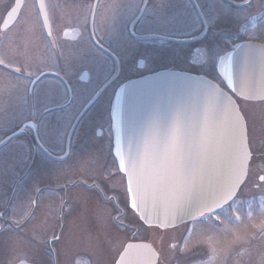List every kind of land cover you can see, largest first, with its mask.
Here are the masks:
<instances>
[{
  "label": "flooded vegetation",
  "instance_id": "flooded-vegetation-1",
  "mask_svg": "<svg viewBox=\"0 0 264 264\" xmlns=\"http://www.w3.org/2000/svg\"><path fill=\"white\" fill-rule=\"evenodd\" d=\"M35 1L24 0L20 13L12 25L5 30L0 28V264H15L13 261H17L3 256L2 245H13L16 249L23 250L20 259L31 261L33 264H113L123 244L130 240L131 224L128 207L117 203L115 198L121 185V177L113 174L115 184L111 183L109 177L112 174L109 169L114 158L107 104L115 89L123 81L145 73L143 72L145 67L139 68L137 59L133 57L134 52L145 48L143 37L138 36L145 33V20L170 17L177 1L149 0L132 27L134 32L132 35L129 30L130 24L139 13L144 0H104L97 8L98 20L93 30L98 45L94 43L91 35L89 33L87 35L79 26V22L66 25L63 22L64 18L59 17L58 13L54 16L47 0L45 8L48 28L45 24L44 29L37 7L36 9L32 7ZM196 1L202 5L206 32L201 40L195 42L199 44L194 48L192 62L203 66L202 70L209 71L207 70L209 67L212 69L211 54L213 56L218 53L219 57L238 41L251 39L264 43V0ZM229 1H234L235 4ZM13 2L14 0H0V25ZM84 2L86 6L92 1ZM61 4L64 9V4ZM78 8L81 9V6ZM81 15L82 12L78 10L74 14V21H78ZM73 27L81 29L76 37L75 33H65L67 28ZM100 27L108 31L106 40L100 36ZM18 35L41 36L45 41V75L36 77L28 71L19 73L23 79L21 83L25 85L24 89L20 88L23 92L19 95V101L20 104L23 102L27 106L25 108L27 119L34 122V116H45V143L39 135V127L36 126L37 139L45 148V152L37 144L34 132L28 126L24 127L18 136L1 142L27 121L25 119L1 130L2 116L5 118L4 122H12L11 117L6 116L11 112L24 110L18 109V99L13 101L12 92L7 94L6 87L12 83H7L8 77L4 76L5 72L16 76L15 62L12 63L10 59L16 60L17 46L10 45V40L11 38L14 40ZM87 37L91 44L87 42ZM82 38L87 42L83 47L88 52L86 58L89 61L98 53L107 58L111 66L105 79L92 92L89 86L92 82V65L81 70L88 71L90 75L88 81L79 80L81 71L73 81L71 78L73 74L68 73L65 66V62L70 60L67 57L62 58L60 50L62 43L71 46ZM203 41H206L207 45H202ZM3 44L6 46L5 50H2ZM104 48L117 57L118 64L103 50ZM22 57L24 58L23 55ZM25 59L31 60L28 54ZM44 78L43 102L36 88L42 84ZM106 83L103 91L77 117L86 103ZM218 83L222 84V81L219 80ZM41 89L42 87L39 90ZM100 99L102 100L95 107L96 101ZM82 100L84 102L78 108L77 102L81 103ZM241 101L244 104L246 102V106L247 103H251L253 110L256 109L255 112L260 111L264 114V99ZM251 128L250 124V139L253 143L252 133L255 131ZM262 131L264 132V129ZM256 135L258 134H254ZM16 138L18 139L14 142ZM256 141L258 145L253 149L254 155L248 168L249 184L253 187L264 186V134ZM43 162L45 165L51 163L72 165L69 171L63 172L64 177L69 178L64 184L50 188L45 185V197L54 196L53 202L57 201L56 204H49L46 200L45 205L36 204L32 165ZM19 165H25L20 175ZM47 176L48 169L45 168V179ZM48 191L53 193L49 194ZM42 213H45V225L38 220L37 228L39 227L38 238L41 241L45 239V253L35 255L32 252L35 218L42 217ZM90 227L93 229L89 230ZM97 234L106 236L103 246H98ZM171 235L177 237L178 232L171 231L169 236ZM89 242L94 244L96 251Z\"/></svg>",
  "mask_w": 264,
  "mask_h": 264
},
{
  "label": "water",
  "instance_id": "water-1",
  "mask_svg": "<svg viewBox=\"0 0 264 264\" xmlns=\"http://www.w3.org/2000/svg\"><path fill=\"white\" fill-rule=\"evenodd\" d=\"M21 1L5 17L7 25ZM252 49L242 44L220 60L218 71L235 93L257 99L264 91L254 79L264 77V68H252ZM111 118L130 205L146 224L165 228L217 210L244 179L250 154L243 116L235 99L202 75L160 70L126 81L115 92ZM141 244L133 250L153 255L148 264H154L153 247Z\"/></svg>",
  "mask_w": 264,
  "mask_h": 264
},
{
  "label": "rangeland",
  "instance_id": "rangeland-1",
  "mask_svg": "<svg viewBox=\"0 0 264 264\" xmlns=\"http://www.w3.org/2000/svg\"><path fill=\"white\" fill-rule=\"evenodd\" d=\"M177 4H175V10L172 12L171 16L168 18H158L155 17L156 20H145L146 30H154V31H163V32H169L171 34H174L176 36H188L189 34H194L195 32L200 31L201 29V22L199 18L196 16V12L194 11L192 5L189 2H186L185 0H176ZM48 2L51 4L50 8L52 10V14L56 16V14H59V17L64 18L63 22L66 24L73 22L74 14L79 9L78 8V1L77 0H69L63 2L64 9L62 7V4L59 2L57 4L58 0H48ZM56 3V7L53 6V4ZM80 6V5H79ZM31 7V6H30ZM35 7V6H34ZM77 9V10H76ZM80 11V10H79ZM84 14L81 19V23L84 25L86 22L87 14L88 13V7L86 6L83 10ZM97 15L96 12L95 19L97 21ZM84 29L85 25L83 26ZM33 28L35 29V25L33 24ZM99 32L102 34V38L106 40V37L108 35V31L104 27H100ZM11 35V34H10ZM84 38V37H83ZM81 39L75 44H72L69 46L67 43H62L60 50L62 55V58L67 57L70 61L65 62L66 71L68 73L73 74L71 78L74 81V78L77 77L78 73L83 68H88L91 65V70L93 73V77H91L92 82L89 84L90 91L92 92L107 76L110 65L108 64L107 58L103 57L101 54H95V56L92 57V61H89L86 58L87 50L83 47L84 44L87 42L84 41L85 39ZM43 40V41H42ZM90 40V39H88ZM84 41V42H83ZM84 43V44H83ZM16 44L17 46V56L16 60L10 59L12 63L15 62L14 67L17 69L16 76L13 74H8L7 72L4 73V76L8 77L7 83H12V85H8L6 87V90L8 91L7 94L12 92V95L14 97L12 98L13 101H17L18 109L23 108L24 110H20L19 112H11L6 117H11L12 122H4L5 118L2 116V126L1 130H4L5 128L9 127L10 125H16L18 124L22 119H26L28 117L27 112H25V103L22 102L20 104L19 101V95L23 90L21 91L20 88H25V85H22V78L19 76V73L21 71H28L30 73L36 74L37 72L45 69V41L44 38L41 36H33V37H25V36H17L14 38H11L10 45ZM7 45V43H6ZM5 45H2V50H5ZM192 47L193 45H165V47L160 48V55H157V52L154 53V47H151L150 50H148L147 58L149 59V66L146 70L157 68L161 65H174L176 68L179 69H188L189 63L188 58H190V55L192 53ZM31 50V51H30ZM26 54L29 55L30 61L25 59ZM24 56V58L22 57ZM143 55V54H142ZM161 56V61H163V64L158 60V58ZM88 62H86V60ZM206 68V67H205ZM206 71L210 76L211 75V68L209 67ZM4 72V71H3ZM12 79H9V78ZM99 80V81H98ZM102 80V81H101ZM45 81V80H44ZM42 83V82H41ZM17 84V85H16ZM23 86V87H21ZM42 87L41 90H39ZM40 92V97L42 98V101H45V82L42 84H39L36 88ZM35 90V91H36ZM97 100L95 103V107L100 103ZM84 101L82 100L81 103L77 102L79 104L78 108ZM248 106H245L244 111L245 114L249 120V128L250 124L252 126V130L255 131L254 134H258L256 136L253 135V143L252 146H257V139H261L264 132L262 131L263 125H264V114H262L260 111L255 112L253 110V105L251 103H247ZM95 109V108H94ZM259 119V120H258ZM13 123V124H11ZM43 123V124H42ZM41 125L42 129H40L39 135L42 138V140L45 143V118L41 119ZM18 138L14 139V142L17 141ZM45 166L48 167L49 172H51V179L55 180V182L62 181L64 177L63 172H67L71 169L70 164H59V163H51L48 165H45V162L34 165V171H33V184L34 188L36 189L39 184H45ZM20 166H18L19 168ZM247 183V182H246ZM251 183L253 184V181L251 180ZM47 194V193H46ZM50 194V193H49ZM42 204L45 203V200L49 202V204H56V202H53L55 200V197L50 195L46 196L45 194L41 195ZM264 202V201H263ZM264 205V204H263ZM234 211L236 212L237 216L239 217V220L236 221V219L230 218L227 213H223L220 215L221 217V223L214 225L212 223L204 222L201 224H193L192 232L190 233L189 239L191 241L189 242L190 248L187 250V245L183 246V248H180L178 256L179 258L175 257L174 253L171 251V254L164 253V256L162 258L161 264H170L173 263L174 260L178 261V264H228L230 259L234 256V254L239 256V251L243 249V245L250 244L251 240H254V242L260 243L264 242V235H262L260 238H257L261 232V229L264 228V211H258L261 208L257 209L258 213H249L247 215H243V208L240 207H234ZM242 209V210H241ZM42 217H36L35 218V224L36 227H34V233L35 237L37 238V235L39 236V230L37 228L38 220L45 225V213L41 214ZM185 225L179 226L177 228V231H183ZM93 228L90 227L89 230H92ZM264 234V233H263ZM132 235V233H130ZM43 237V234L41 235ZM135 237H137V233L134 234ZM188 236V235H187ZM132 239H137L133 238ZM138 240V239H137ZM89 245L93 246L96 251V247L92 242H89ZM185 247V248H184ZM237 247V248H236ZM236 248V249H234ZM7 249L11 251V257H14L15 254H19L24 252L23 250L13 247L11 249L9 246H7ZM34 252L43 253L45 250L38 249L37 247H33ZM186 251L189 253V258L186 259L184 254ZM264 248L261 249L260 253L256 256L257 264H264ZM236 257V258H237ZM15 258V257H14ZM243 263V262H242Z\"/></svg>",
  "mask_w": 264,
  "mask_h": 264
},
{
  "label": "bare ground",
  "instance_id": "bare-ground-1",
  "mask_svg": "<svg viewBox=\"0 0 264 264\" xmlns=\"http://www.w3.org/2000/svg\"><path fill=\"white\" fill-rule=\"evenodd\" d=\"M106 241V236L105 235H96V242L98 244V246H103L105 244Z\"/></svg>",
  "mask_w": 264,
  "mask_h": 264
},
{
  "label": "snow or ice",
  "instance_id": "snow-or-ice-1",
  "mask_svg": "<svg viewBox=\"0 0 264 264\" xmlns=\"http://www.w3.org/2000/svg\"><path fill=\"white\" fill-rule=\"evenodd\" d=\"M232 88H233V90H234V85H232ZM192 197V196H191ZM136 206V204L134 203L133 204V207H135ZM129 247H131V245L129 246ZM129 264H135V261L134 260H130L129 261Z\"/></svg>",
  "mask_w": 264,
  "mask_h": 264
}]
</instances>
